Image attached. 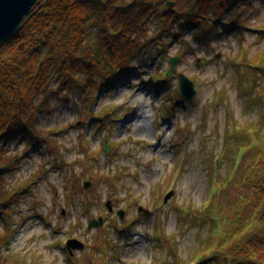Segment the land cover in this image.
<instances>
[{"label":"rangeland","instance_id":"obj_1","mask_svg":"<svg viewBox=\"0 0 264 264\" xmlns=\"http://www.w3.org/2000/svg\"><path fill=\"white\" fill-rule=\"evenodd\" d=\"M237 9L222 18L227 28L218 24L205 37L197 28L165 35L161 52L148 45L106 89L101 74L91 92L54 82L35 133L34 144H42L7 148L22 157L4 181L14 196L9 216L0 214V232L11 225L7 264L201 259L200 245L215 240L219 222L198 213L242 155L237 127L264 129V0H242ZM171 58L179 60L167 76ZM182 74L195 84L191 102L180 94ZM233 185L224 194L231 200L223 196L214 206L221 217L229 218L237 194L248 192L239 181ZM101 218L102 226L90 228ZM71 239L84 244L72 256L65 247Z\"/></svg>","mask_w":264,"mask_h":264},{"label":"trees","instance_id":"obj_2","mask_svg":"<svg viewBox=\"0 0 264 264\" xmlns=\"http://www.w3.org/2000/svg\"><path fill=\"white\" fill-rule=\"evenodd\" d=\"M170 1L40 0L20 30L0 46L1 215L9 216L8 201L14 197L5 177L20 169L22 159L7 148L27 143L36 149L42 144H34L41 129L39 114L56 80L60 87L75 84L91 92L101 74L107 79L101 88L111 87L148 45L155 44L161 52L164 38L176 31L200 28L197 36L205 37L218 24L227 28L222 18L229 12L235 17L242 0H178L172 10ZM154 24L157 35L151 36ZM237 128L234 139L240 140L242 155L233 161L228 182L220 184L207 208L198 213L204 217L209 212L219 227L209 246L200 245L201 259L195 264H264V129ZM237 181L248 192L237 194L229 218L221 217L214 206ZM224 199L230 201L231 196ZM10 227L7 234L0 232V264H7L3 251L10 245Z\"/></svg>","mask_w":264,"mask_h":264},{"label":"water","instance_id":"obj_3","mask_svg":"<svg viewBox=\"0 0 264 264\" xmlns=\"http://www.w3.org/2000/svg\"><path fill=\"white\" fill-rule=\"evenodd\" d=\"M40 0H0V46L3 45L7 40L12 38L21 28L25 20L33 13L37 7ZM169 9H174L175 3L168 2ZM264 33V31H263ZM220 54L216 58H220ZM179 58L170 59V69L168 76L174 74L175 67L178 63ZM180 82V94L182 99L191 102L196 97L197 91L195 89V84L185 75H179ZM105 150L109 152L110 148L105 144ZM90 184L86 186L88 189ZM173 196V192L166 196V201H168ZM143 209H141L142 211ZM148 213V212H146ZM125 213L121 211L119 216L121 219H124ZM103 219L99 221H94L90 223V228H97L102 226ZM66 248L69 253L72 255L73 251L77 249H83L84 244L77 240H69L66 244Z\"/></svg>","mask_w":264,"mask_h":264}]
</instances>
